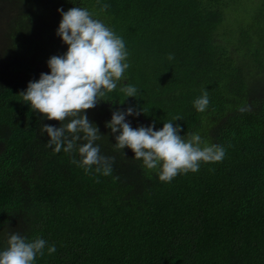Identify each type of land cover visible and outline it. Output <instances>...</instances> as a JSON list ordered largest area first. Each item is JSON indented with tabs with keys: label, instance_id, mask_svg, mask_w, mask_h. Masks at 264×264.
I'll use <instances>...</instances> for the list:
<instances>
[{
	"label": "trees",
	"instance_id": "trees-1",
	"mask_svg": "<svg viewBox=\"0 0 264 264\" xmlns=\"http://www.w3.org/2000/svg\"><path fill=\"white\" fill-rule=\"evenodd\" d=\"M242 2L252 15L231 21ZM71 7L124 39L130 66L118 89L139 90L84 110L114 158L109 176L85 173L75 150L53 152L40 128L60 122L21 95L66 51L57 8ZM205 88L210 102L197 112ZM131 105L145 112L126 118L132 127L179 116L181 134L223 146V159L159 181L130 149H113L105 121ZM12 232L56 245L36 264H264V0H0V249Z\"/></svg>",
	"mask_w": 264,
	"mask_h": 264
},
{
	"label": "clouds",
	"instance_id": "clouds-1",
	"mask_svg": "<svg viewBox=\"0 0 264 264\" xmlns=\"http://www.w3.org/2000/svg\"><path fill=\"white\" fill-rule=\"evenodd\" d=\"M106 8L107 4L101 5V10ZM57 12L61 19L55 34L67 49L62 55L50 56L46 61L49 72H41L37 80H30L21 95L32 110L43 114L40 119L60 122L59 127L44 123L40 128L42 135L47 134L46 144L53 152L75 150L80 158H73L72 162L85 173L94 171L109 176L114 158L101 154L97 141L104 134L84 110L95 107L101 100H109L108 94L126 79L129 53L124 39L87 8L71 7L66 11L57 8ZM168 58L172 59L171 54ZM118 91L124 99L140 96L133 84H123ZM209 102L205 88L192 105L197 112H203ZM239 110L243 112L246 108ZM141 112L144 111L135 105L116 108L105 121V127L113 135V149L122 152L130 149L132 158L140 161L142 169L155 171L159 181L171 182L178 174L198 171L201 162L223 159V146L203 142L198 133L181 134L182 126L173 123L182 119L179 116L163 121L160 128H155V121L132 127L126 118L138 117ZM6 244L0 249V264H36L37 258L57 250L54 243L40 236L28 239L17 232L8 235Z\"/></svg>",
	"mask_w": 264,
	"mask_h": 264
},
{
	"label": "rangeland",
	"instance_id": "rangeland-1",
	"mask_svg": "<svg viewBox=\"0 0 264 264\" xmlns=\"http://www.w3.org/2000/svg\"><path fill=\"white\" fill-rule=\"evenodd\" d=\"M250 5L249 3L245 2V3H240L238 4L237 6H235L231 12L232 14L229 15V18H231L233 21L234 20V17L237 18V19H240L242 18L243 20H248L249 17L252 15V11L250 9Z\"/></svg>",
	"mask_w": 264,
	"mask_h": 264
}]
</instances>
